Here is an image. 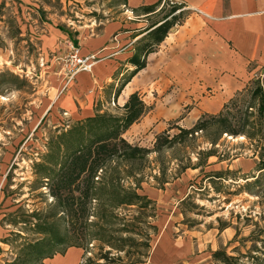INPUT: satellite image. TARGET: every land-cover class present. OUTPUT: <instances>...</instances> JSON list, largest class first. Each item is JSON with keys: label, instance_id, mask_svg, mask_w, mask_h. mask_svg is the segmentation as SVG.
<instances>
[{"label": "rangeland", "instance_id": "obj_1", "mask_svg": "<svg viewBox=\"0 0 264 264\" xmlns=\"http://www.w3.org/2000/svg\"><path fill=\"white\" fill-rule=\"evenodd\" d=\"M124 1L0 0V264L18 256L25 241L50 235L59 241L65 234L66 215L50 194L52 180L44 177L45 171L56 178L69 150L106 126L67 120L62 111L53 114L50 106L46 108L57 79L63 73L69 78L65 62L72 46L80 48L83 34L94 35L103 23L118 17ZM170 5L157 8L156 14L162 16ZM241 111L243 119L247 116L249 122L255 119L264 126V110H259L257 98L247 99ZM245 130L249 134L252 123ZM166 133L171 138L179 129L156 137L163 141ZM256 144L245 136H221L211 126L193 135L178 134L156 150L154 142L133 144L151 151L130 163L118 158L106 164L112 176H123L131 168L133 177H125L122 183L134 187L139 181L137 191L155 202L152 223L158 231L151 237L150 257L141 264H169L155 252L164 236L175 246L183 237H191L195 252L211 246L209 264H225L212 257L217 249L237 256L234 264H264L260 241L264 238V165L258 164L264 150ZM208 150L215 158L207 156ZM234 157L254 159L255 165L246 172L229 168L227 163ZM215 171H222V176L212 179L209 174ZM95 198L93 204L108 201L107 190H98ZM40 220H46L48 233L34 227ZM59 244V250L65 246ZM70 252L73 258L67 256ZM82 254V248L69 246L43 263L78 264ZM189 257L173 264H189Z\"/></svg>", "mask_w": 264, "mask_h": 264}, {"label": "crops", "instance_id": "obj_2", "mask_svg": "<svg viewBox=\"0 0 264 264\" xmlns=\"http://www.w3.org/2000/svg\"><path fill=\"white\" fill-rule=\"evenodd\" d=\"M157 1L125 0L118 17L94 35L83 34L80 53L97 58L90 70L68 79L63 73L46 109L62 111L71 121L106 112L124 115V103L137 92L147 111L122 136L146 146L160 133L192 127L203 113H218L249 79L260 77L264 86V0H175L173 4H183L189 13L146 52L151 31L162 20L157 8L172 4L163 0L152 12L141 9ZM134 54L145 59V66L131 74ZM254 165V159L239 157L227 163L245 172ZM183 239L175 246L164 236L155 252L169 264L183 256H190L189 264L210 263L211 246L195 252L193 239Z\"/></svg>", "mask_w": 264, "mask_h": 264}, {"label": "trees", "instance_id": "obj_3", "mask_svg": "<svg viewBox=\"0 0 264 264\" xmlns=\"http://www.w3.org/2000/svg\"><path fill=\"white\" fill-rule=\"evenodd\" d=\"M162 1L158 0L141 9L152 12ZM182 7L183 4L170 5L168 12L162 15L161 22L151 31V43L146 52L152 51L153 45L159 44L170 28L184 20L189 10ZM177 9L178 12L174 13ZM76 42L74 40V43ZM130 61L135 64L131 74L145 66V59H140L135 54ZM249 98H257L259 110H264V86L260 77L249 79L241 90L236 91L224 103L218 113H203L192 127H179L178 134L193 135L216 126L221 136L226 133L252 138L257 141L256 146L264 150V126L261 127L255 119L249 122L247 116L243 119L241 115L242 106ZM123 109L125 113L122 117L101 113L83 119L88 125L105 124L106 129L101 133L90 132V139L86 143L80 141L69 150V155L56 178L45 171L44 177L52 180L49 185L50 194L56 198L57 205L62 207L66 215L64 236L59 241L55 240L54 235H50V238L25 241L21 253L8 264H31L35 261L36 264H44V259L52 258L56 253L63 254L69 246L82 248L83 254L78 264H141L147 261L151 250V237L158 231V227L152 223L156 216L155 202L137 191L140 188L139 181L134 187L122 183L125 177H133L134 171L131 168H126L123 176H112L105 169L106 164L114 159L120 158L130 163L132 160L143 158L151 151L131 144L122 136L124 131L147 111L137 92L129 95ZM234 109L236 113L232 111ZM249 123H252V131L248 134L245 127ZM178 134L168 138L166 133L163 141H160V136L156 137L154 150L171 143ZM254 135H257V139L253 138ZM210 143L214 144L215 139L211 138ZM212 155L215 153L208 150L207 156ZM258 164L264 165V154L259 157ZM222 174V171H215L209 175L216 179ZM210 182L215 184L214 180ZM101 189L107 190L109 200H100L93 204L97 191ZM34 227L44 233L50 231L46 220L37 221ZM260 241L264 257V238ZM62 242L65 246L57 249V245ZM212 257L225 264H234L233 260H236L237 256L227 255L225 251L217 249L213 251Z\"/></svg>", "mask_w": 264, "mask_h": 264}, {"label": "built area", "instance_id": "obj_4", "mask_svg": "<svg viewBox=\"0 0 264 264\" xmlns=\"http://www.w3.org/2000/svg\"><path fill=\"white\" fill-rule=\"evenodd\" d=\"M170 3H176L175 0H171ZM178 12V10H176ZM97 58L95 54H81L78 47L72 46L68 59L65 62V70L69 78L73 77L77 72L90 70L92 63ZM211 89H208V93L212 94ZM64 115L66 113H63Z\"/></svg>", "mask_w": 264, "mask_h": 264}, {"label": "bare ground", "instance_id": "obj_5", "mask_svg": "<svg viewBox=\"0 0 264 264\" xmlns=\"http://www.w3.org/2000/svg\"><path fill=\"white\" fill-rule=\"evenodd\" d=\"M228 137H231V135H227ZM239 137H242V135H239ZM68 257L71 256V258H73L74 256V252H70L68 255Z\"/></svg>", "mask_w": 264, "mask_h": 264}]
</instances>
